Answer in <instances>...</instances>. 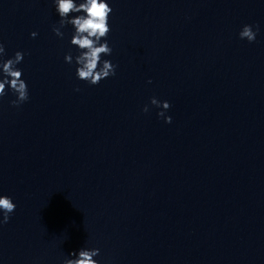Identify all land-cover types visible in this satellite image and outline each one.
Instances as JSON below:
<instances>
[{"label": "clouds", "instance_id": "obj_1", "mask_svg": "<svg viewBox=\"0 0 264 264\" xmlns=\"http://www.w3.org/2000/svg\"><path fill=\"white\" fill-rule=\"evenodd\" d=\"M55 10L58 13L59 27H54L53 32L57 37L63 38L64 33L61 29L65 25H72L74 33L71 37L70 44L75 46L78 54L73 57L72 53L65 54V62L73 63L76 67V77L79 80L87 82L89 85H98L103 79L116 74L117 65L110 60H102V56H109L112 53L107 37L111 31L109 25L110 14L113 9L107 0H53ZM77 13L78 15H72ZM258 26L253 30L252 25H244L239 32L240 39H247L248 42H254L256 39ZM37 33L32 32L31 36L36 37ZM5 46L0 43V58L5 55ZM24 53L17 51L13 58L7 60L0 59V71L3 79H0V97L7 94L6 86L15 95L16 99L12 100L13 106L19 107L20 104L29 99L28 85L22 78V70L17 65L23 61ZM151 83V81H149ZM79 91V89H76ZM150 103L163 110H168L171 105L168 101H160L155 97L151 98ZM147 113V105L142 109ZM165 111L157 113L163 117L165 123H171L172 117L165 116ZM16 209V204L12 198L7 195H0V211L3 213V219L0 224H5L10 219V214ZM100 254L98 248H81L78 252L70 253L74 258H66L63 264H99L94 257Z\"/></svg>", "mask_w": 264, "mask_h": 264}]
</instances>
